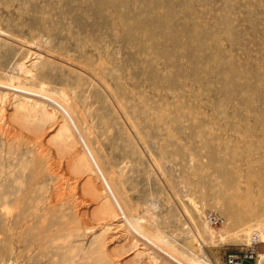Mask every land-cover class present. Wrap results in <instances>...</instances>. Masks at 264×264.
I'll return each instance as SVG.
<instances>
[{"label":"rangeland","instance_id":"374dc122","mask_svg":"<svg viewBox=\"0 0 264 264\" xmlns=\"http://www.w3.org/2000/svg\"><path fill=\"white\" fill-rule=\"evenodd\" d=\"M18 85L85 112L148 231L211 264L259 236L264 264V0H0V264H174L114 221L83 141L20 110L38 95Z\"/></svg>","mask_w":264,"mask_h":264},{"label":"bare ground","instance_id":"6f19581e","mask_svg":"<svg viewBox=\"0 0 264 264\" xmlns=\"http://www.w3.org/2000/svg\"><path fill=\"white\" fill-rule=\"evenodd\" d=\"M4 85L5 86L7 85L10 88H14V85H12V84L11 85L4 84ZM31 88H33V87H31ZM45 88H44V86H41L39 88H33L31 90V89H27V87H26V89H24V87L21 88V86L19 87V85L15 86V89L24 90L26 92H29L31 94H36L39 96V98H37L38 96L33 97V96L28 95L29 98L33 97L31 99L33 101H30V99L26 100L28 96L25 95L24 97H26V99H24L23 101L21 100L18 103L20 110L24 111L27 114V116H31V114L36 115V113H38V112L44 113L47 116L53 117V118H55L57 113H60L62 115V123H63L62 127L66 128L68 130V133L72 134L75 137V139L78 140L80 143H81V140L83 141V144L81 145L82 154H81V157L79 159H77L76 169L79 171H83V172L84 171H90L92 174L97 175L96 178L100 179V182L102 181V184H101L99 189L103 190V192H105V195L107 197V203L105 206H108V209H109L110 213L112 214V217H114L113 218L114 221H119L120 217L121 218L124 217V220L129 225L128 229L132 230V232L134 233V236L137 237L139 240H141L143 245H146L147 248L152 250V254H155V255L165 259L166 263L211 264L209 262L197 260L195 258L187 256L185 253L181 252L180 250H177V248H175L174 245H172L163 235L155 234V233L153 234L152 232L148 231L145 228V225L143 224V222H141L140 219L135 218L132 215L131 210H129L128 206H126L124 198L123 197H122L123 199L121 198V195H120L121 192H119V190H117V188H116V182H115L116 180H115L114 175L117 174L118 176L121 175L120 177H122L123 173L118 170V164H116V162H114V160L112 161V164H111V171H112V175L114 177L111 178V177H109L110 175L108 176V174L106 173V170L104 169L103 164L101 163V160L97 156V154H96V152H95V150L91 144V141L89 140V137H88L91 132L88 134L87 129L90 131L91 126L88 123V125L90 127L88 126L89 128L85 129L82 125V123L84 122L83 119H85V117H86V116L84 117L85 112L84 113L80 112L83 114L82 123H81V115L80 114L78 115L76 113L77 111H75V107H72L69 103L70 100L67 101L65 98L66 92L63 91L65 95L62 93L61 95H63V97L59 98V97H55L54 95H52V93L47 91ZM68 99H70V98H68ZM27 101H29L30 104ZM4 105L5 104H3L0 107V113L3 111ZM120 112H122V111H120ZM123 115L125 117L124 113H123ZM90 117H91V115H90ZM85 123L87 124V122H85ZM91 131H93V130H91ZM120 177L117 178V181L120 184L122 182H123V184H125L123 178L121 181ZM0 182H2V181H0ZM1 185H3V184H1ZM123 186H125V185H123ZM1 188L2 187H0V189ZM88 188H89L88 190H90L92 193H95L98 189V188L96 189V187L94 185V180L92 182L88 183ZM6 191H0V192L6 193ZM8 199H9V197L7 198L5 194L0 195V212H3L4 210L10 212V208L12 209V203H11L12 201H10ZM18 200H19V198H18ZM7 216L9 217L10 215L7 214ZM252 236H251V240L254 239V236L253 237ZM255 238L258 240L259 236L255 237ZM161 255H163V256H161Z\"/></svg>","mask_w":264,"mask_h":264},{"label":"built area","instance_id":"2783aa9c","mask_svg":"<svg viewBox=\"0 0 264 264\" xmlns=\"http://www.w3.org/2000/svg\"><path fill=\"white\" fill-rule=\"evenodd\" d=\"M207 221L213 225H219L224 222L221 217H218L213 214L207 216ZM256 243L257 239L254 238L252 243L247 246V249H241L239 251L230 252L226 256L225 264H243L244 261H249L253 264H257L260 259V256L255 247Z\"/></svg>","mask_w":264,"mask_h":264},{"label":"water","instance_id":"95a60500","mask_svg":"<svg viewBox=\"0 0 264 264\" xmlns=\"http://www.w3.org/2000/svg\"><path fill=\"white\" fill-rule=\"evenodd\" d=\"M243 264H253L252 262H249V261H244Z\"/></svg>","mask_w":264,"mask_h":264}]
</instances>
